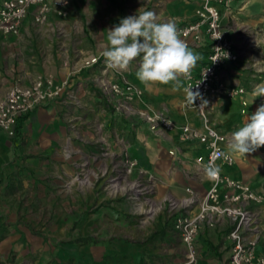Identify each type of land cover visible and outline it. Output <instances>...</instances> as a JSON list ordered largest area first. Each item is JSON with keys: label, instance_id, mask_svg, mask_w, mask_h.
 Wrapping results in <instances>:
<instances>
[{"label": "rangeland", "instance_id": "1", "mask_svg": "<svg viewBox=\"0 0 264 264\" xmlns=\"http://www.w3.org/2000/svg\"><path fill=\"white\" fill-rule=\"evenodd\" d=\"M68 2L71 6L61 20L65 26L53 35L56 45H48V21L26 39L23 57L0 62L6 77L0 91H6L11 81L4 71L20 62L32 74L59 64L66 68L59 78L70 84L67 100L35 108L6 144L10 157L0 171L4 185L0 240L9 236L6 242L13 245L4 249L6 242L0 244V264H195L196 260L187 262L162 202L166 196H182L183 187L193 182L194 165L184 161L181 145L165 144L140 114L126 113L98 86L100 79L124 78L141 87L142 82L136 81L139 58L126 70L105 63L107 31L118 16L144 10L155 12L158 22L176 21L178 15L167 8L172 0ZM238 6L234 19H225L229 35L246 49L231 65L234 78L247 89L246 106L240 104L241 116L233 121L235 131L264 105V96L255 92L264 86V0H246ZM97 55V63H85ZM186 101L185 106H191V100ZM235 103L236 99H223L219 105L225 111ZM150 104L142 96L137 107L164 110L171 116L167 106ZM223 117L216 119L226 123ZM240 158L248 172L264 168V146ZM129 183L133 189H120ZM151 208L157 211L150 216Z\"/></svg>", "mask_w": 264, "mask_h": 264}, {"label": "built area", "instance_id": "2", "mask_svg": "<svg viewBox=\"0 0 264 264\" xmlns=\"http://www.w3.org/2000/svg\"><path fill=\"white\" fill-rule=\"evenodd\" d=\"M194 9V19L177 25L181 38L189 49H198L207 43L205 61L198 71L191 69L183 81V89L201 121L200 126L191 122H178L164 110H140L143 90L122 78L100 79L98 86L108 97H113L130 115L140 114L155 136L167 138L176 131L181 142L197 141L202 152L194 159L192 179L208 182L205 192L194 186L185 187L181 197L166 196L163 205L172 218V228L184 247L190 263L196 260V237L202 226H225L226 239L230 242L228 264H264V253L257 251L264 238V186L252 188L248 181L219 173L209 179L205 167L210 163L231 167L235 164L234 152L229 148L231 133L221 128L215 111L223 99H238L246 106L243 95L246 87L236 78L229 80L227 65L235 64L246 54L243 45L229 35L225 19L233 20L236 4L246 0H199ZM67 0H0V33L17 35L24 18L30 13L35 24L48 23L49 14H66ZM234 29L233 31H235ZM100 55L92 56L86 64L97 63ZM106 63V62H105ZM67 80L54 82L52 77L36 75L28 84L18 82L8 86L0 95V134L13 137L18 119L36 107L50 101H65L70 96ZM192 88V89H191ZM199 96L192 102V94Z\"/></svg>", "mask_w": 264, "mask_h": 264}, {"label": "crops", "instance_id": "3", "mask_svg": "<svg viewBox=\"0 0 264 264\" xmlns=\"http://www.w3.org/2000/svg\"><path fill=\"white\" fill-rule=\"evenodd\" d=\"M68 1V0H67ZM200 4L199 0H172V2L167 6L169 12L171 14L178 15V19L175 22L176 26L181 25L185 22L192 21L194 19L193 11L194 9ZM239 5V4H238ZM238 5H236L238 7ZM70 3L68 2L65 10H69ZM65 19V16L57 15L56 12L52 11L49 14L48 21H50V24H48L49 27L45 28L46 30H49V37L50 42L48 45H56L58 43L57 39L54 38L55 34L54 32L59 30H63V27L65 26L64 23H62L61 20ZM120 17L118 16L117 19L112 20L113 24H119ZM47 24V23H46ZM42 25L35 24L32 21V16L29 13L23 20L20 33L17 35H3L0 33V62L6 58L10 57H17L20 59L22 56V49H24V43L27 38H29L32 35V32H36L35 30H38V27H41ZM37 27V28H36ZM54 35V36H53ZM194 53H197L200 56V59L198 60L195 67L192 69L194 71H198L200 65L205 61L206 53H207V43L203 45L202 47L198 49H190ZM16 58V59H17ZM17 59V60H18ZM57 65H45L44 70L39 69L35 71L34 74L29 71L28 67H24L23 65H20L14 67L8 68V71L6 74L9 75V78L11 79L10 84L18 82L21 84H28L35 75H43V76H51L53 77L54 82H59L61 79L59 78V75L63 72H66V68L58 67ZM233 65V64H231ZM231 65L226 66V70L229 73L228 81L229 80H235L234 76H236L235 72L233 73V70L231 69ZM63 70V71H62ZM16 73V74H15ZM138 81V79L136 80ZM0 83H6V77H4L3 72L0 68ZM141 87H143V101L145 103H151L150 104L153 108H159L162 106H167L170 109L171 116L178 122H191L196 126L201 125V121L199 117L197 116V113L192 106H185L188 98L190 97L186 94V92L183 89V81L180 79V86L174 87L172 83L167 85H162L159 83H141ZM5 92V89H2L0 91V94ZM237 103L230 105L229 108H226L225 111H222L223 108L222 105H219L215 111V116L219 117L220 114H223L225 119H227L226 123H224L222 120L219 122L221 123V128L225 131H235V126L233 124L234 120H238L241 114L237 112V109L240 107V101L236 100ZM153 103L156 105L153 106ZM42 105L38 106L41 107ZM36 107V108H38ZM246 109V107L244 108ZM243 109V110H244ZM33 111V110H32ZM30 111L29 113H31ZM28 113V114H29ZM27 115V114H26ZM24 115V116H26ZM23 116V117H24ZM23 117L18 119L17 127L20 125V123L23 121ZM230 121V122H229ZM146 124V123H145ZM147 126V124H146ZM15 139V135L13 137H8L4 134H0V171L4 164L6 163L7 159L10 157V153L7 151V143L11 142ZM164 143L169 144H176L181 145L182 151L180 152L181 155L185 157V160L188 164L194 165V159L202 152L201 144L197 141H191V142H181L178 139V133L176 131L170 133L167 138H164ZM184 150V151H183ZM236 162L233 166L228 167L224 165H220L221 172L227 173L233 178L236 179H243L245 181H248L252 188H259L261 186H264V168H256L251 169V172H248V169L246 167V163L244 160L240 158V154L234 152ZM193 182H195L194 179H192ZM191 182L190 184L196 188H198L200 191L205 192V190L208 187V182ZM4 185L0 183V191L3 190ZM185 187V186H184ZM182 191V195L184 194V188ZM261 209L264 210V204H262ZM172 224V223H171ZM226 234V227L221 226H207L204 225L200 228L199 233L196 237V249H197V259L195 264H228V258L230 255V242L225 237ZM9 236L4 235L1 240L0 244H3L6 242L7 238ZM5 244V243H4ZM13 244L11 242H6V245L4 246V249H6L9 246H12ZM17 246V244H15ZM17 248V247H16ZM257 251L260 253H264V238L261 239L259 245L257 246Z\"/></svg>", "mask_w": 264, "mask_h": 264}, {"label": "clouds", "instance_id": "4", "mask_svg": "<svg viewBox=\"0 0 264 264\" xmlns=\"http://www.w3.org/2000/svg\"><path fill=\"white\" fill-rule=\"evenodd\" d=\"M108 44L102 52L109 68L126 70L140 59L136 77L142 83L180 86L181 77L187 79L200 56L189 49L181 38L174 21L158 22L155 12L144 10L122 18L107 31ZM192 89V88H191ZM192 94V102L199 93ZM257 96H264V86H257ZM264 146V105L247 117L242 127L231 133L232 152L249 154ZM221 169L210 163L205 167L209 179H216Z\"/></svg>", "mask_w": 264, "mask_h": 264}, {"label": "bare ground", "instance_id": "5", "mask_svg": "<svg viewBox=\"0 0 264 264\" xmlns=\"http://www.w3.org/2000/svg\"><path fill=\"white\" fill-rule=\"evenodd\" d=\"M236 100H238V99H236ZM112 186H115L116 187V184L115 183H113L112 184ZM118 188H119V186H118ZM133 189L134 188V184L133 183H129V184H127V186L126 187H121L120 189ZM115 189V188H114ZM116 190V189H115ZM170 196H172V195H170ZM155 211H157V208H151V209H149L147 212L149 213V215L151 216L152 215V213H154Z\"/></svg>", "mask_w": 264, "mask_h": 264}]
</instances>
